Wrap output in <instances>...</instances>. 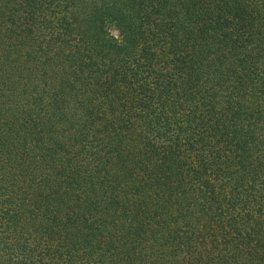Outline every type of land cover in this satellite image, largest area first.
Masks as SVG:
<instances>
[{
	"label": "trees",
	"instance_id": "1",
	"mask_svg": "<svg viewBox=\"0 0 264 264\" xmlns=\"http://www.w3.org/2000/svg\"><path fill=\"white\" fill-rule=\"evenodd\" d=\"M0 264H264V0H0Z\"/></svg>",
	"mask_w": 264,
	"mask_h": 264
}]
</instances>
